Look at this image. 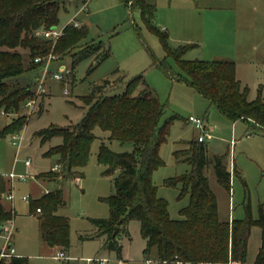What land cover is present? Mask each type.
Here are the masks:
<instances>
[{"label": "trees", "instance_id": "1", "mask_svg": "<svg viewBox=\"0 0 264 264\" xmlns=\"http://www.w3.org/2000/svg\"><path fill=\"white\" fill-rule=\"evenodd\" d=\"M66 0H0V111L18 113L35 98L37 86L22 85L19 77L29 70L42 71L46 59L57 55L72 58L75 66L81 59L95 55L97 61L110 57V44L92 40L81 44L87 37L88 27L68 24L63 35L54 42L43 33L59 23V12ZM129 11H139L145 24L159 35L167 52L172 55L180 72H175L167 60L153 56V65L173 81H182L216 105L222 115L232 122L242 120L250 129L264 134V98L262 90L250 100L249 87L243 86L236 75L232 58L217 57L212 60L185 59L194 44L172 47L168 33L155 27L157 7L147 0H120ZM138 31V30H137ZM140 35V32H137ZM78 49V50H77ZM149 51H151L148 48ZM39 57L41 61L35 62ZM91 68L90 70H92ZM70 73H72V68ZM41 78V77H40ZM39 77L37 81L39 83ZM110 80L96 86L90 95L83 96L87 106L84 116L68 126L52 125L40 129L36 135L43 144L55 137L61 143L49 148L45 156H58L61 176L73 180L83 175L96 139L94 130L108 132L110 141L131 143L132 151L117 152L102 142L98 149V162L105 167L104 174L113 176L114 193L105 201L109 204L107 218H90L99 235H106L105 248L122 256L123 237H131L128 225L140 222V233L146 241L144 256L158 264H245L252 229H261V243L254 264H264V205L259 216L252 217L250 206L247 216L226 220L219 215L218 200L210 187L206 169L212 165L218 182L230 193L232 173L224 164V155H208L205 142L194 138L183 142L184 148L175 152L177 160L189 163V173L165 180V185H181L180 196L189 195V204L180 211L179 219L169 213V203L158 195L153 181L154 172L164 165L160 147L167 141L175 114L161 122L166 105L156 91L145 84L140 73L126 81L120 94H106ZM36 86V87H34ZM43 109H39L41 113ZM27 123L26 115L12 119L0 129V136L19 134ZM52 170L40 177H50ZM7 180L0 175V197L7 191ZM31 201V212L38 215L43 240L51 245L68 249L70 218L58 214L65 204L63 190L56 188ZM40 209V212H37ZM16 212L5 208L0 200V233L2 226L12 223ZM7 246L10 247L11 239ZM0 264H29L27 257L0 256Z\"/></svg>", "mask_w": 264, "mask_h": 264}, {"label": "rangeland", "instance_id": "2", "mask_svg": "<svg viewBox=\"0 0 264 264\" xmlns=\"http://www.w3.org/2000/svg\"><path fill=\"white\" fill-rule=\"evenodd\" d=\"M147 1L156 5L155 27L168 33L172 47L194 44L185 54V59L232 58L238 65L239 77L250 86L249 99L258 97L260 84L263 91L261 96L264 98V58L259 59L258 68H250L252 63L246 55L240 57V52L233 47L232 41L239 32L238 27H248L250 23V26L262 27V16L247 25L238 19L241 14L264 15V0ZM235 14L237 23L232 16ZM75 22L88 27L87 37L81 44L103 40L107 45L110 44V57L98 62L95 55L88 56L73 66L71 57L61 59L52 55L44 83L46 92L35 96L34 112L28 114L24 107L18 113L8 115L0 111V129L5 122L7 125L14 118L22 115L27 117V123L19 135V147L13 144L12 134L0 136V175L7 180L8 189L0 200L6 209L16 212L13 223L7 225L14 231L12 245L16 252L28 257L29 264H61L52 256L58 247L48 246L41 236L40 221L38 215L31 212L30 201L42 197L45 189L56 188L63 190L65 204L58 209V214L70 218V249L76 260L82 256L93 257L100 248L99 240H81L79 236L80 233L94 229L90 218H107L110 215V207L105 199L114 193L113 176L104 174L105 167L97 158L98 149L102 142L117 152L132 151L133 145L110 141L108 132L96 128V139L92 143L88 164L82 170L83 175L66 180L61 176L58 156L44 155L49 148L60 144L61 139L55 137L43 144L36 132L52 125L68 126L77 123L87 108L82 100L83 96L90 95L96 86L104 84L106 80L112 83L106 94H120L125 89L126 81L140 73L144 74L145 84L153 88L161 102L166 105L161 122L175 114L178 116L171 124L167 141L160 147L164 165L153 175L158 195L169 203L170 216L173 219L181 218L180 211L189 204L188 194L180 196L181 185L167 186L165 180L185 175L192 169L189 163L177 160L175 152L184 148L183 142L198 137L200 132L188 122L190 116H195L205 120L208 129L205 144L209 157L214 154L224 155V164L228 169L232 173L234 169L237 171V174L232 175L230 193L218 182L212 165L205 171L218 200L220 218H245L248 206L251 208L252 217L257 218L260 206L264 205V134L250 129L242 120H228L216 105L210 104L193 87L182 81L171 80L154 66L153 56L158 60H167L175 72H180L174 57L167 52L157 32L145 24L139 11L129 12L120 0H66L61 6L59 23L55 28L63 30L69 23ZM62 65L67 69L72 68V73L63 72ZM91 68L93 69L90 70ZM55 73H63L64 79H54L52 76ZM41 76L42 71L29 70L19 79L22 85L32 83L37 86L36 78ZM65 90L69 93L66 94ZM39 109L43 111L38 113ZM27 159L32 163L28 177L24 181H13L14 200H10L7 194L11 191L12 184L8 175L12 172L16 175L25 174L24 162ZM51 170L53 174L50 177L38 178L39 174ZM24 195L31 199L24 201ZM129 228L133 238V250H139L143 243L140 222L131 221ZM260 243L261 229L255 226L249 238L245 264H254ZM6 244V234L2 233L0 250ZM107 255L105 256L108 257ZM78 262L87 264L86 261Z\"/></svg>", "mask_w": 264, "mask_h": 264}, {"label": "crops", "instance_id": "3", "mask_svg": "<svg viewBox=\"0 0 264 264\" xmlns=\"http://www.w3.org/2000/svg\"><path fill=\"white\" fill-rule=\"evenodd\" d=\"M232 16H234L233 17L234 22L237 23V14L232 15ZM260 16H262V18L264 17V15H258V14L257 15H255V14H253V15L241 14L239 16L238 21L242 20L244 23L246 22L245 24L247 25L248 22L249 23L250 22H252V23L255 22L257 17L260 18ZM250 25H252V24L250 23L248 25V27H238V31L239 32L234 35V37H233L234 40H232V41H234L233 42V47L238 49V51L240 52V57H243L244 55H246L248 61L250 63H252L250 65V68H255V67L258 68L259 67V63H258L259 59L261 58V60H262V58H264V24L262 25V27H259V28L253 27V26H250ZM232 41H230L231 45H232ZM255 51H256V53H255ZM235 64H236V62H235ZM61 68L63 69L64 65H62ZM236 75H237V78L241 81L243 86H248L249 87V92H250V86L247 83L244 82L243 78L241 79L239 77L238 65L237 64H236ZM259 89L262 90V85L261 84L258 87V91H259ZM248 98H249V95H248ZM5 124H6V122L4 123V125ZM4 125L2 127H4ZM247 134H249L248 131H247ZM7 209L9 210V208H7ZM129 225H130V223H129ZM129 225H128V230L130 229ZM11 226H12V224H11ZM93 228L94 229L91 230L90 232L80 233V235H79L81 240H90V239L93 240V239H95V240H99L100 241V248L94 253L93 257H91V256H88V257L82 256L78 260H76V256L73 255L72 249H70L71 248V245H70V247L68 249L58 247V250L55 253L52 254L53 258L56 259V260H59L61 262V264H79L78 261H83V262L86 261L87 264H98V260L99 259H107L108 260V264H111V263H114V264H145L146 258L144 256L143 251H144V248H145V245H146V241L143 238H142L143 243L141 244L139 250H135L134 251L133 247H132L133 245L131 243L133 238L130 237V239H129V238L123 237L121 239V243H122V246H123V248H122V256H121V258H118L116 256L115 252L109 251V250H107V248H105L104 242L106 240V235H102V234L99 235L98 232H97L96 227L94 226ZM12 231H13V229H12ZM129 232H130V230H129ZM13 235H14V231H13ZM125 240H127V241H125ZM11 245H12V239H11ZM47 245L50 246V247H53V248L54 247L57 248V246H51L49 244H47ZM12 247H13V245H12ZM60 251H64L66 253V255L68 256V259L62 260V259L57 258L56 257L57 253L60 252ZM104 253L108 254L107 255L108 257H106L105 256L106 254H104ZM15 255L26 257L25 255L17 253L16 250H15ZM151 263L158 264L155 260L151 261L150 264Z\"/></svg>", "mask_w": 264, "mask_h": 264}, {"label": "built area", "instance_id": "4", "mask_svg": "<svg viewBox=\"0 0 264 264\" xmlns=\"http://www.w3.org/2000/svg\"><path fill=\"white\" fill-rule=\"evenodd\" d=\"M86 4H84L85 6ZM75 26H79V23L78 22H75L74 23ZM44 37L45 38H49V39H52L54 42H56L62 35H63V30H57L56 28H52L50 30H47L43 33ZM47 61H46V65L43 69V74L41 76V78L39 79V83L37 85V88H36V96L40 95L42 92H46L45 91V88H44V83H45V77L48 73V62L52 59V55L48 56L47 57ZM41 61V58L37 57L35 59V62H39ZM63 72H68L70 73L71 69H67L65 66L64 68L62 69ZM54 79H57V80H63L64 79V74L63 73H55L53 74L52 76ZM65 93L68 94L69 91L68 90H65ZM36 106V98H33L31 100H29L26 104H25V108L27 109L28 111V114H32L34 112V108ZM188 122L192 123L194 125V127L200 132L199 133V136H198V141L200 142H204L206 140V138L208 137V129H207V126H206V123H205V120L200 118V117H195V116H190L188 118ZM20 133L19 134H14L12 135V139H13V144L16 145L17 147L20 146V142H21V138H20ZM25 167H26V173L23 174V175H16L15 173H10L8 175V177L10 178L11 180V191L7 194V198L10 199V200H14V193H13V181L15 179H20V180H25L27 179L28 177V173H29V170H30V167L32 165L31 163V160L30 159H27L25 162ZM51 190L50 189H45L44 190V194H47L49 193ZM22 199L26 202H28L31 197L30 196H22ZM41 210L40 209H37V212H40ZM8 227L7 225L6 226H2V233H5L6 234V240H7V244L8 242L10 241V238H11V235L13 233L12 229ZM0 233V235L2 234ZM7 244L0 250V256L1 257H8V256H11V255H15V249L10 246L8 247ZM57 258L59 259H62V260H66L68 259V256L66 255V253L64 251H60L57 253ZM151 260H146L145 264H150ZM98 264H108V260L107 259H99L98 260ZM228 264H238V263H235V262H229Z\"/></svg>", "mask_w": 264, "mask_h": 264}]
</instances>
